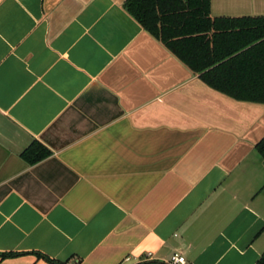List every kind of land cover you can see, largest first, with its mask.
<instances>
[{"label":"crops","instance_id":"obj_1","mask_svg":"<svg viewBox=\"0 0 264 264\" xmlns=\"http://www.w3.org/2000/svg\"><path fill=\"white\" fill-rule=\"evenodd\" d=\"M126 1L0 0V264H259L264 106L207 86ZM35 142L51 155L29 164Z\"/></svg>","mask_w":264,"mask_h":264},{"label":"trees","instance_id":"obj_2","mask_svg":"<svg viewBox=\"0 0 264 264\" xmlns=\"http://www.w3.org/2000/svg\"><path fill=\"white\" fill-rule=\"evenodd\" d=\"M125 8L211 89L264 106V16L214 18L211 0H127ZM256 149L264 160V138ZM50 155L37 142L23 154L29 164Z\"/></svg>","mask_w":264,"mask_h":264},{"label":"built area","instance_id":"obj_3","mask_svg":"<svg viewBox=\"0 0 264 264\" xmlns=\"http://www.w3.org/2000/svg\"><path fill=\"white\" fill-rule=\"evenodd\" d=\"M170 264H186V259L179 254H175L172 256Z\"/></svg>","mask_w":264,"mask_h":264},{"label":"water","instance_id":"obj_4","mask_svg":"<svg viewBox=\"0 0 264 264\" xmlns=\"http://www.w3.org/2000/svg\"><path fill=\"white\" fill-rule=\"evenodd\" d=\"M263 138H264V137H263ZM263 138H262V139H263ZM262 139H261V140H262ZM261 140H260V141H261ZM260 141H259V142H260ZM259 142H258V143H259ZM258 143H257V144H258ZM136 263H137V260H136V259H133V260H127V261H126L125 263H123V264H136Z\"/></svg>","mask_w":264,"mask_h":264}]
</instances>
